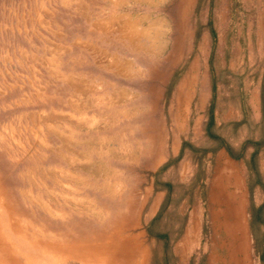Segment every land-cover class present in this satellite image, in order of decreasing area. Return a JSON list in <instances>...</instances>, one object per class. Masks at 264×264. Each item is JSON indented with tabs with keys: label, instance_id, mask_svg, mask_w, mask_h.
I'll use <instances>...</instances> for the list:
<instances>
[{
	"label": "rangeland",
	"instance_id": "rangeland-1",
	"mask_svg": "<svg viewBox=\"0 0 264 264\" xmlns=\"http://www.w3.org/2000/svg\"><path fill=\"white\" fill-rule=\"evenodd\" d=\"M217 146L248 226L184 237ZM0 190V264H264V0H0Z\"/></svg>",
	"mask_w": 264,
	"mask_h": 264
},
{
	"label": "crops",
	"instance_id": "crops-1",
	"mask_svg": "<svg viewBox=\"0 0 264 264\" xmlns=\"http://www.w3.org/2000/svg\"><path fill=\"white\" fill-rule=\"evenodd\" d=\"M181 163L184 166L202 164L201 170L206 169L200 175L197 172L193 174L181 172V179L188 180L186 182L190 179L199 180L206 191L204 199L191 206L184 237L190 236L189 231L192 227L201 226L208 213L212 220H216V223L213 221L214 230H219L221 223L226 225L229 223L228 227L233 230L232 237L243 236L249 221L247 205L250 178L246 170L248 169L246 158L229 152L223 146H217L202 161L191 160L189 156H185L181 158ZM221 215L223 217L218 218Z\"/></svg>",
	"mask_w": 264,
	"mask_h": 264
},
{
	"label": "bare ground",
	"instance_id": "bare-ground-1",
	"mask_svg": "<svg viewBox=\"0 0 264 264\" xmlns=\"http://www.w3.org/2000/svg\"><path fill=\"white\" fill-rule=\"evenodd\" d=\"M1 191V190H0ZM3 208V207H2ZM15 212H17V210H15ZM2 214V213H1ZM3 215V214H2ZM16 215V214H15ZM7 220V219H6ZM2 221V220H1ZM5 222V221H4ZM15 223V222H14ZM1 224V223H0ZM9 225V224H8ZM9 227V226H8ZM6 228V227H5ZM17 229V228H16ZM29 229V228H28ZM10 230V229H9ZM11 232V231H10ZM22 232V231H21ZM6 234V233H5ZM7 235V234H6ZM9 235H10V233H9ZM21 236V235H20ZM1 237V236H0ZM7 237V236H6ZM3 238V237H2ZM18 238V237H17ZM121 238V237H120ZM28 239V238H27ZM2 240V239H1ZM26 240V239H25ZM129 240L130 239H125V240H123V245H124V248H122V251L120 252V254H119V258H118V260L115 262V260H113V258L112 257H110V264H145V258H146V255H145V249H144V247H143V245H142V243H141V241H133V242H131L130 241V243H128L129 242ZM21 241V240H20ZM19 241V242H20ZM22 241H23V239H22ZM21 241V242H22ZM13 242V241H12ZM46 242H47V240H46ZM109 242V241H108ZM35 243V242H34ZM42 243V242H41ZM50 243V242H49ZM49 243H47V244H49ZM83 243V242H82ZM81 243V244H82ZM25 245H27L26 244V242H25ZM38 245V244H37ZM45 245H46V243H45ZM80 245V244H79ZM8 246H10V243H9V245ZM64 246V245H63ZM67 246V245H66ZM70 246V245H69ZM71 246H73V245H71ZM5 247V246H4ZM38 248H40V247H38ZM47 249H45V248H43L44 249V253H43V256L45 257V258H47L48 259V257L47 256H50L51 255V257H52V254H57V255H62V258H64V257H67V256H69V250H66V249H61L60 247H58V246H49L48 245V247H46ZM12 249V248H11ZM36 249V248H35ZM41 249V248H40ZM38 254H39V251H38ZM42 254V253H41ZM1 255V254H0ZM94 255V254H93ZM42 256V257H43ZM107 256V255H106ZM96 257H97V255H96ZM17 259V258H16ZM46 259V261H48ZM57 259V258H56ZM55 259V260H56ZM61 259V258H60ZM78 259H79V257H78ZM78 259H77V261H78ZM93 259V258H92ZM62 260V259H61ZM60 260V261H61ZM80 260H82V259H80ZM83 260H85V259H83ZM98 260V259H97ZM54 261V260H53ZM92 261V260H91ZM51 262V261H50ZM49 262V263H50ZM57 262V261H56ZM79 262V261H78ZM92 262H94L95 263V261H92ZM100 262V261H99ZM102 262V261H101ZM48 263V262H47ZM65 263H66V261H65ZM97 263V262H96ZM44 264V263H43ZM51 264V263H50ZM62 264V263H61ZM89 264V263H88Z\"/></svg>",
	"mask_w": 264,
	"mask_h": 264
}]
</instances>
